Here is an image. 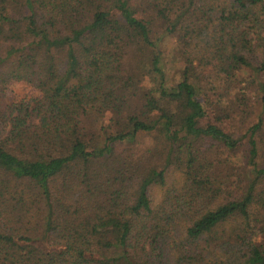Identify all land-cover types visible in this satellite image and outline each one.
Here are the masks:
<instances>
[{"label": "trees", "instance_id": "1", "mask_svg": "<svg viewBox=\"0 0 264 264\" xmlns=\"http://www.w3.org/2000/svg\"><path fill=\"white\" fill-rule=\"evenodd\" d=\"M14 82L0 264H264V0H0Z\"/></svg>", "mask_w": 264, "mask_h": 264}, {"label": "rangeland", "instance_id": "2", "mask_svg": "<svg viewBox=\"0 0 264 264\" xmlns=\"http://www.w3.org/2000/svg\"><path fill=\"white\" fill-rule=\"evenodd\" d=\"M137 7L142 8L144 6L143 2L137 1L136 4ZM174 65H172L171 67H173ZM31 95H34V89L31 88L30 86L24 84V83H20V82H14L12 83L8 89H6L5 91L0 93V102L2 103H8L14 100H21L24 98H27ZM142 142H140L139 148H145L147 146L150 145L151 143V138L150 136H146L143 137L141 139ZM215 152L217 153L218 157H222V156H227V153H221V149H215ZM230 164V163H229ZM226 165L225 168V172H227L226 174V178H227V186H231L234 187L236 184V177L238 175L239 172V168L235 167L234 165Z\"/></svg>", "mask_w": 264, "mask_h": 264}]
</instances>
